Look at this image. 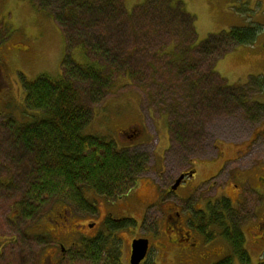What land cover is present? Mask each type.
<instances>
[{"label": "trees", "instance_id": "1", "mask_svg": "<svg viewBox=\"0 0 264 264\" xmlns=\"http://www.w3.org/2000/svg\"><path fill=\"white\" fill-rule=\"evenodd\" d=\"M37 2L46 10L51 4ZM57 2L60 9L49 11L65 36L69 54L80 49L88 61L80 64L67 57L60 80L40 77L25 83V109L42 116L22 124L13 119L0 124V198L9 211V226L17 233L0 245V264H28L20 263L19 250L30 258L29 264H38L48 239L40 230L48 210L61 204L88 209L97 203L93 194L116 200L130 193L147 171L146 153L129 147L118 150L113 142L84 134L93 119L90 104H98L117 81L129 79L147 91L145 83L151 76L159 90L156 96L149 91L148 99L164 106L174 77L188 84L182 85L185 92L165 112L171 119V141L186 154L202 142V116L248 105L246 86H228L215 67L237 47L253 46L260 25L233 27L198 44L194 16L170 0H147L131 14L122 0ZM161 63L168 67L164 73L168 83L155 80ZM4 246L12 250L9 259ZM114 256L107 264H118Z\"/></svg>", "mask_w": 264, "mask_h": 264}, {"label": "rangeland", "instance_id": "2", "mask_svg": "<svg viewBox=\"0 0 264 264\" xmlns=\"http://www.w3.org/2000/svg\"><path fill=\"white\" fill-rule=\"evenodd\" d=\"M45 1L51 2L47 7L48 10L42 8L37 0H18L12 8H9L8 17L0 22V65L3 66V81H0V87L3 89L2 93L8 94L9 100L7 105L0 104V114L6 115L5 118L13 119L18 124L31 122L42 116L40 113L25 109V83L34 82L40 77L52 81L60 80L62 66L67 57L80 64H86L88 61L80 49H73L69 54L65 36L53 14L50 13L51 10L60 9L59 4L57 0ZM170 1L182 4L186 11L194 16L198 44L210 35L229 32L233 27L260 25L261 30L258 41L253 46L237 47L222 57L215 67L217 74L228 86H246L248 105L236 106L231 111L211 114L207 117L202 116L200 127L202 142L187 154L179 144L171 141L169 128L171 119L166 114L167 105H174L177 97L185 92L182 85L188 86L177 77L171 82L174 89L172 92L169 91L168 103L165 106L148 99L149 91L156 96L159 90L158 85L152 83L151 76L148 79L149 83H145V85L149 84L146 86L147 91L132 84L129 79L119 80V78L114 89L105 94L98 104H90V107L93 106V119L85 129V135L98 136L113 142L118 150L129 147L130 151L148 155V169L142 173L135 191L140 195L141 204H154L157 199V188L166 190L172 185L179 174L190 166L189 159L195 156L212 158L216 151L215 144L229 142H236L237 145L244 142L252 144L256 140V136H253L250 141L253 130L258 129L259 121L264 119V106L260 109L257 105H264V83L261 81L264 78V61L262 64L258 63L264 59V0ZM122 2L127 13L131 14L136 7L145 4L147 0H122ZM24 49H27L26 52ZM167 69L166 63L159 64L160 74L158 78L156 77V82L168 83V76L164 74L169 71ZM261 86L263 89L260 91ZM85 103L88 104V101ZM258 116L262 117L256 121ZM3 119L0 115V124ZM128 127L134 131L140 130L138 139L125 135L123 130H127ZM262 142L264 141L254 143L250 151L256 155H263L264 158V145L262 151L260 150ZM256 149H259V152ZM246 161L250 162V158ZM205 174L209 175L206 172ZM91 196L98 199L95 194ZM4 201L0 198V236L6 235V239H3L0 245L5 244L11 236L17 235L13 230L14 227L9 226V211ZM180 204L181 202L173 197L168 205L179 209ZM168 205L158 203V206L156 204L152 207L148 217L149 222L157 220L158 223L159 221L162 223L164 213L161 208L167 210ZM135 215L141 220L144 212L139 209ZM41 226L44 230H52L47 223V217L43 218ZM138 228L136 224L134 230ZM145 231L143 227L136 235H143ZM59 232L58 229L52 230L51 233ZM136 235L123 234L122 244L127 246ZM4 249L5 259H9L12 250L10 246H4ZM18 253L21 254L20 263L29 264L30 258L20 250ZM251 257L250 264L264 262V253L253 254ZM15 258L14 256L13 259ZM123 262L122 264H126L125 260ZM38 264L47 263L43 257H40ZM80 264H88V262L82 261Z\"/></svg>", "mask_w": 264, "mask_h": 264}, {"label": "flooded vegetation", "instance_id": "3", "mask_svg": "<svg viewBox=\"0 0 264 264\" xmlns=\"http://www.w3.org/2000/svg\"><path fill=\"white\" fill-rule=\"evenodd\" d=\"M16 1L0 0V22L8 17ZM2 92L0 87V104L7 105L8 94ZM0 115L2 121L8 119ZM259 123L251 135L250 141L256 136L252 144L219 143L212 158L189 159L190 166L172 185L166 190L157 188L154 204H141L136 183L130 193L116 200L98 198L88 209L56 206L45 217L52 230L60 232L52 234V230L41 226L48 239L44 240L40 257L47 264H107L114 253L118 264L124 260L131 264L132 243L144 238L149 241V251L141 264H250L253 254L264 253V158L250 151L254 143L264 141V119ZM123 132L132 139L141 134L131 127ZM173 197L181 202L179 209L169 207ZM158 203L168 205L167 210L161 208L163 221L149 222L150 210ZM139 209L144 212L141 220L135 215ZM136 224L139 228L134 230ZM143 227L145 233L137 236ZM125 233L136 235L127 246L121 240Z\"/></svg>", "mask_w": 264, "mask_h": 264}, {"label": "water", "instance_id": "4", "mask_svg": "<svg viewBox=\"0 0 264 264\" xmlns=\"http://www.w3.org/2000/svg\"><path fill=\"white\" fill-rule=\"evenodd\" d=\"M183 176L177 180L173 189H176L180 184ZM149 251V241L147 239H135L132 243V255H131V264H141V262L146 258Z\"/></svg>", "mask_w": 264, "mask_h": 264}, {"label": "crops", "instance_id": "5", "mask_svg": "<svg viewBox=\"0 0 264 264\" xmlns=\"http://www.w3.org/2000/svg\"><path fill=\"white\" fill-rule=\"evenodd\" d=\"M250 50H252V49H250Z\"/></svg>", "mask_w": 264, "mask_h": 264}]
</instances>
